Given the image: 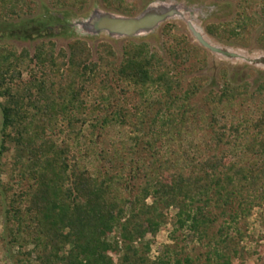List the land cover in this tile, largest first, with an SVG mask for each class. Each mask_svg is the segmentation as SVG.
I'll return each mask as SVG.
<instances>
[{
    "label": "trees",
    "instance_id": "16d2710c",
    "mask_svg": "<svg viewBox=\"0 0 264 264\" xmlns=\"http://www.w3.org/2000/svg\"><path fill=\"white\" fill-rule=\"evenodd\" d=\"M111 1L107 6L131 14L124 1ZM50 2L58 9H82L86 0ZM240 6L234 22L210 25L208 32L228 38L245 32L252 19ZM30 10L26 0H0V19ZM69 48L70 54L57 52L50 41L31 56L27 49L19 53L0 44V244L9 259L14 264H114L112 255H120V264H149L150 244L143 241L159 232L165 211L178 210L177 227L203 239L215 222L206 211L218 197L226 204L237 200L238 207L227 231H219L209 264H233L240 253L230 231L241 234L240 222L264 207V110L256 121L217 131L207 152L191 163L168 167L156 142L146 140L155 151L148 166L139 162L127 176L112 169L95 173L82 166L76 152L94 142L88 137L96 130L131 129L127 150L135 155L147 129L155 135L158 128L176 130L180 121L190 122L197 91H184L148 44H128L120 65L109 46H103L100 63L91 62L85 41L74 40ZM172 54L179 57L176 50ZM24 72L30 73L25 81ZM246 94L229 86L218 98L232 102ZM102 158L109 160L107 154ZM3 172L9 175L6 183ZM116 229L118 238L111 242ZM28 245L34 246L31 253L14 254V248ZM184 262L161 258L154 264Z\"/></svg>",
    "mask_w": 264,
    "mask_h": 264
},
{
    "label": "rangeland",
    "instance_id": "374dc122",
    "mask_svg": "<svg viewBox=\"0 0 264 264\" xmlns=\"http://www.w3.org/2000/svg\"><path fill=\"white\" fill-rule=\"evenodd\" d=\"M120 1L112 0L111 3L116 5ZM122 1L131 14L107 6L106 0H86L82 9H58L52 6L50 0H26L32 10L19 18L0 19V44L19 53L27 49L31 56L40 44L50 41L56 44L57 52L65 50L70 54V43L81 40L88 44L92 52L91 62L100 63V54L104 55L103 46H109L114 52L112 60L120 65L128 44H148L151 53L156 54L181 80L184 91L196 89L197 93L190 102L195 106V114L190 116L189 123L183 124L179 120L176 130L158 128L155 135L147 129L135 155L127 150L132 144L130 138L134 136L131 129L113 125L104 130H96L88 137L94 142L89 147L82 146L76 152L82 166L95 173L112 169L127 176L137 167V163L148 166L154 160L155 151L148 147L146 140L156 142L159 153L170 161L168 167L178 161L188 160L191 163L207 152L208 144L216 139L217 131L236 127L241 122L256 121L264 110V88H261L264 87V0ZM167 5L178 7L181 15L169 19L153 32L133 38L112 37L106 32L93 33L86 28V23L97 11L134 17L151 6ZM240 5L247 8L245 11L252 19L245 32L236 38L219 37L208 32L210 25L221 26L234 22L243 10ZM188 22L193 23L211 44L235 56L218 55L202 47L192 35ZM175 50L179 57L172 54ZM29 77L30 73L24 72V81ZM229 86L246 92L243 96L245 98L220 102L218 96ZM106 154L109 160L102 158ZM7 159L10 163L12 155ZM1 180L8 182L9 175L3 172ZM231 201L226 204L224 200L214 197L206 212L215 218V222L208 230V237L203 239L186 228L180 230L177 227L178 210L172 207L165 211V221L159 232L156 236L149 234L143 241V244H150V252L147 254L149 264L161 258L172 262L185 260L183 264H187L186 259L191 264H209V259L213 258L212 247L220 242L219 231L223 228L227 231L226 227L231 222L230 215L237 211V200ZM2 221L0 230L3 229ZM238 228L241 234L235 230L230 231L232 245L240 253L233 264H264V207L254 208L251 216L240 222ZM118 233L116 229L110 236L111 242L118 238ZM143 244L140 243V246ZM33 250L34 246L28 245L21 250L14 248L13 252L18 255L19 251L31 253ZM112 257L114 264H120V255ZM14 263L15 260L13 262L9 259L5 246L0 244V264Z\"/></svg>",
    "mask_w": 264,
    "mask_h": 264
},
{
    "label": "water",
    "instance_id": "95a60500",
    "mask_svg": "<svg viewBox=\"0 0 264 264\" xmlns=\"http://www.w3.org/2000/svg\"><path fill=\"white\" fill-rule=\"evenodd\" d=\"M180 15L179 8L170 5L151 6L134 17L97 11L90 21L86 23V28L93 33L106 32L112 37L133 38L144 33L153 32L169 19ZM188 27L196 41L205 49L218 55L235 56L211 44L193 23L188 22Z\"/></svg>",
    "mask_w": 264,
    "mask_h": 264
}]
</instances>
